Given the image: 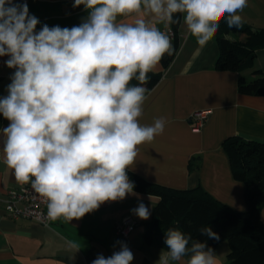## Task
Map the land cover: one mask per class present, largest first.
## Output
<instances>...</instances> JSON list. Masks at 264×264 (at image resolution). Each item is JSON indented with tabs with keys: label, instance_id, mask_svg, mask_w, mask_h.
<instances>
[{
	"label": "clouds",
	"instance_id": "obj_1",
	"mask_svg": "<svg viewBox=\"0 0 264 264\" xmlns=\"http://www.w3.org/2000/svg\"><path fill=\"white\" fill-rule=\"evenodd\" d=\"M248 0H74L88 16L71 28L40 23L29 14L26 0H0V57L14 69L7 95L0 98L3 162L17 183L31 184L47 205L52 220L71 222L107 202L135 195L128 177L139 146L163 134L166 120L142 124L154 73L174 48L169 35L147 21L153 16L165 26L182 14L188 31L205 46L221 21L243 26L240 14ZM174 17H177L174 19ZM126 18H132L126 22ZM138 81L133 84L132 81ZM150 199V197H149ZM147 220L149 208L132 209ZM200 234L220 240L210 227ZM192 240L178 229L165 232L166 250L157 264H172L189 256L187 264H217L207 242ZM103 254L91 264H131L133 253ZM73 248L78 247L73 244Z\"/></svg>",
	"mask_w": 264,
	"mask_h": 264
},
{
	"label": "crops",
	"instance_id": "obj_2",
	"mask_svg": "<svg viewBox=\"0 0 264 264\" xmlns=\"http://www.w3.org/2000/svg\"><path fill=\"white\" fill-rule=\"evenodd\" d=\"M27 4L29 14L40 21L37 31L45 24L62 28L78 26L88 16L83 5L73 7L74 0H28ZM238 14L252 29L264 27V0H248L247 7ZM144 18L156 23L161 30L174 28L173 23L165 26L151 15L145 14ZM131 20L126 18V22ZM175 30L177 35L171 39L174 58L167 66L161 61L155 71L160 78L148 88L140 118L142 124H152L155 118L163 117L166 127L153 142L139 146L136 162L128 171L174 189L202 187L230 209L246 212L247 187L233 176L223 142L234 135L264 142V95L243 94L238 89L241 74L251 79L254 69L264 71V47L257 48L252 69L242 73L219 70L215 67L220 51L218 33L201 47L188 31L182 14ZM225 36L236 40L243 39L245 34L231 30ZM7 59V56L0 57V98L7 95V86L14 72L6 66ZM204 109L212 112L203 125L196 128L191 116ZM8 124L9 121L0 114V130ZM3 142L0 131V264H91L99 254L109 257L119 251L118 241L127 244L133 253L131 264H157L166 247L156 241L145 242L144 233L159 197L139 192L135 187L139 199L128 195L122 201L104 203L98 210L71 222L60 218L45 226L27 218L10 217L3 199L8 191L24 184L17 183L4 164ZM140 202L150 210L147 220L132 212ZM260 204L264 222V193ZM126 218L135 222V228L127 237L115 232ZM214 250L217 264H228V240H222ZM188 259L189 256H185L172 264H187Z\"/></svg>",
	"mask_w": 264,
	"mask_h": 264
},
{
	"label": "trees",
	"instance_id": "obj_3",
	"mask_svg": "<svg viewBox=\"0 0 264 264\" xmlns=\"http://www.w3.org/2000/svg\"><path fill=\"white\" fill-rule=\"evenodd\" d=\"M177 17L179 22L173 23L175 29L181 14ZM231 30L243 31L245 37L236 40L226 37L225 33ZM217 33L220 50L215 60L217 69L242 73L254 67L255 52L264 47V27L252 29L243 23L238 29L229 28L226 21H221ZM174 55L175 51L172 56L166 55L163 64L167 66ZM159 78L158 73H149V82L145 86L152 88ZM132 83L139 82L133 80ZM238 89L243 94L264 95V71L254 69L251 79L241 74ZM223 148L230 158L233 176L246 184L248 210H232L202 187L174 189L128 171L137 191L159 197L153 208V217L146 223L144 240L156 241L166 247L165 232L178 229L191 235L189 246L196 241H206L214 249L222 240H228V264H264V222L260 215V198L264 193V142L234 135L224 140ZM207 226L219 234V242L200 234V229Z\"/></svg>",
	"mask_w": 264,
	"mask_h": 264
},
{
	"label": "built area",
	"instance_id": "obj_4",
	"mask_svg": "<svg viewBox=\"0 0 264 264\" xmlns=\"http://www.w3.org/2000/svg\"><path fill=\"white\" fill-rule=\"evenodd\" d=\"M162 31L166 32L170 39L177 35L176 30L172 27ZM211 112V109L195 111L191 116L195 127L200 128ZM3 200L7 214L14 219L27 218L45 226H49L52 222V219L47 215V205L44 199L32 189L30 183L8 191ZM134 228L135 222L131 218H126L116 227L115 232L127 237Z\"/></svg>",
	"mask_w": 264,
	"mask_h": 264
}]
</instances>
